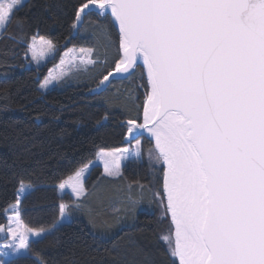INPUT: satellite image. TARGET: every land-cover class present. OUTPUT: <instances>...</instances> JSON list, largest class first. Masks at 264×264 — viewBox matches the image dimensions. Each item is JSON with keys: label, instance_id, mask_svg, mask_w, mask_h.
<instances>
[{"label": "snow or ice", "instance_id": "snow-or-ice-1", "mask_svg": "<svg viewBox=\"0 0 264 264\" xmlns=\"http://www.w3.org/2000/svg\"><path fill=\"white\" fill-rule=\"evenodd\" d=\"M21 4L0 0V36ZM93 8L96 19H89L88 26H103L118 37L115 67L99 80L96 94L143 65V122H138V106L136 118L125 122L130 147L97 151L104 167L101 178H120L121 165L130 157L141 163L146 159L153 181L134 183L140 197L147 192L171 221L168 233L159 237L165 245L159 261L134 243L125 248L117 243L115 264H264V0H78L72 29L84 25ZM25 23L15 20L19 39L26 44L23 55L27 59L31 54L39 71L44 56L34 51L37 37L49 54L57 46L38 33L29 41ZM67 52L96 54L92 47ZM98 63L81 59L59 76L50 69L43 80L37 76V91ZM144 139L150 144L147 151ZM94 165L83 158L58 187L67 185L77 198L85 196ZM26 189L32 185L20 179L15 203L0 210L9 220L0 224L6 241L0 257L8 258L0 264H12L9 257H28L34 242L30 236L38 243L73 211L84 210L80 199L61 202L54 205L58 218L50 228L28 227L21 219ZM125 203L134 206L138 201L129 195ZM89 216L96 227L95 217ZM106 236V231L96 234L101 240Z\"/></svg>", "mask_w": 264, "mask_h": 264}, {"label": "trees", "instance_id": "trees-1", "mask_svg": "<svg viewBox=\"0 0 264 264\" xmlns=\"http://www.w3.org/2000/svg\"><path fill=\"white\" fill-rule=\"evenodd\" d=\"M77 4L78 0H25L0 36V210L15 203L23 179L34 187L23 197L21 213L23 223L32 228H50L58 218L54 205L61 203L57 188L61 179L72 175L83 158L94 161L101 148L111 150L125 145V122L136 118L138 106L141 120V66L132 76L112 80L105 91L91 93L115 66L118 37L115 32L109 35L103 26H88L89 19H96L94 12L85 17L84 25L72 29ZM17 18L26 22L29 41L38 33L57 46L52 60L39 71L23 55L26 44L19 39ZM78 46L92 47L99 63L38 92L37 76L42 80L60 53ZM146 144L149 141L144 139V147ZM101 177V169L93 167L87 177V193L79 198L84 201V210L73 211L68 222L56 226L38 243L34 240L30 255L11 258L12 264H37L38 260L45 264H115L113 246L117 243L121 248L134 243L155 254L159 261L158 253L165 247L159 237L168 233L170 225L147 192L140 197L139 186L134 183L139 180L147 185L153 181L146 160L128 161L120 178ZM129 195L138 201L134 206H126ZM89 212L97 221L96 227L90 223ZM6 223L0 215V224ZM101 231L107 232L102 240L96 238Z\"/></svg>", "mask_w": 264, "mask_h": 264}, {"label": "rangeland", "instance_id": "rangeland-1", "mask_svg": "<svg viewBox=\"0 0 264 264\" xmlns=\"http://www.w3.org/2000/svg\"><path fill=\"white\" fill-rule=\"evenodd\" d=\"M24 1H25V0H22V3H23ZM46 39H48V38H46ZM70 48L79 49V48H81V47L78 46V47H70ZM70 48H68V49H70ZM68 49H65L62 53H60L59 58H58V61H57L55 64H52V65L48 68V70H47V72H46V74H45L44 76L49 75V70H50V69L52 70L51 75H53V76H59V75L61 74V72H66V71L68 70V68H69L72 64H80V63H81V59H83L84 61H87V60H89V59L97 60L94 56H91V57H90L87 53H84V54H80L79 52L68 53V52H67ZM34 51H35L36 55H38V56L43 55V56H44V59H42L39 68L44 67V66L47 64V62L51 61L52 58L54 57V54H55V53H54V54H49V53L46 51V45L44 44V42L39 41L38 37H37V41H36V44H35ZM66 53H67V54H66ZM62 56L64 57L63 62H61V57H62ZM28 58H29V63H32V62H31V54L28 56ZM32 64H33L34 66L38 67L35 63H32ZM58 65H59V67H57ZM91 67H93V66H92V65H88V69L91 68ZM142 69H143V68H142ZM85 72H87V71H81V72H79V73H76V74L72 75L70 78H68L67 80H70L71 78L76 77L78 74L85 73ZM43 78H44V77H43ZM42 80H43V79H42ZM145 82H146V80H145ZM56 84H57V83L54 82L53 86H55ZM53 86H50L49 89H51V87H53ZM46 91H47V90H46ZM44 92H45V91H44ZM141 121H142V112H141V120H140L139 122L141 123ZM137 139H143V137H138ZM143 142H144V140H143ZM132 143L134 144L135 141L133 140ZM146 145H147V144H146ZM128 147H130V145H129L128 142H126L125 145H123V146H121V147H119V148H117V149H124V148H128ZM148 147H150V144L147 145L146 147H144V148H145V151H147ZM111 150H113V149H111ZM111 150H105V151H111ZM130 160H133V161L138 162V161H137L135 158H133V157H130L129 159H127L126 161H124V162L122 163V165H121V172H122V173H123V170H124V168H125V166H126V163H127L128 161H130ZM145 160H146V159H145ZM94 161H95V165H94L93 167H95V166L99 167V168L101 169L102 174H103V171H104L103 164H101V163L98 161L97 158H96ZM146 162H147V160H146ZM93 167H92V168H93ZM92 168H91V169H92ZM91 169H90V170H91ZM87 177H88V175H87ZM66 180H67V179H66ZM70 183H71V182H70ZM32 188L34 189V187H32ZM57 188H58V190H59V192H60V195H61V202L71 203L72 200L79 199V198L82 197V196H81V197L77 198L76 196H74V195L72 194V192H71V188H70L69 186H67V185H66L65 189H63V190H61L58 186H57ZM30 190H31V189H26L25 194H27ZM24 196H25V195H24ZM158 207H159V206H158ZM159 208H160V207H159ZM160 212L162 213L161 208H160ZM8 216H9V217H14V213L9 212V213H8ZM162 216H164V215H162ZM68 218H69V217H67V218L65 219V221H63L62 223H58L56 226H59V225L65 223V222H68V221H69ZM167 221L169 222V225H170V223H171V221H170V217H169V219H168ZM8 223H9V220H7V223H6V224H8ZM11 226H12V227H15V223L13 222V223L11 224ZM1 233H2V232H1ZM1 237H2V240H1V242H0V245H2L3 243L6 242L5 239L3 238V237H4V233L1 234ZM30 238H31L33 241L37 239V238H35V237H31V236H30ZM16 257H18V256H16ZM9 258H14V257H9ZM0 259H8V258L0 257Z\"/></svg>", "mask_w": 264, "mask_h": 264}, {"label": "water", "instance_id": "water-1", "mask_svg": "<svg viewBox=\"0 0 264 264\" xmlns=\"http://www.w3.org/2000/svg\"><path fill=\"white\" fill-rule=\"evenodd\" d=\"M90 11H91V12H95V9L93 8V9H91ZM139 66H141V67L143 68L142 62H140V65H139ZM114 67H115V66H114ZM119 79H122V78H116V79H114V80H119ZM123 79H124V78H123ZM95 89H96V86L92 88V90H91V93H92V94H96V92L94 91ZM102 92H103V91H102ZM99 93H101V92H99ZM142 118H143V115H142ZM141 122H142V121H141ZM126 134H127V130H126L125 133H124V137H123V141H124V142H128V141L126 140ZM145 136H146V135H145ZM138 137H139V136H138ZM138 137H137V138H138ZM31 190H33V188H32ZM31 190H30V191H31Z\"/></svg>", "mask_w": 264, "mask_h": 264}, {"label": "bare ground", "instance_id": "bare-ground-1", "mask_svg": "<svg viewBox=\"0 0 264 264\" xmlns=\"http://www.w3.org/2000/svg\"><path fill=\"white\" fill-rule=\"evenodd\" d=\"M142 122H143V118H142ZM142 122H141V123H142ZM144 135H146V136H147V133H145Z\"/></svg>", "mask_w": 264, "mask_h": 264}]
</instances>
